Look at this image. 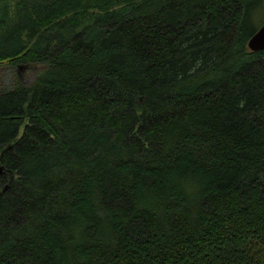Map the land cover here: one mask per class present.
I'll list each match as a JSON object with an SVG mask.
<instances>
[{"label":"trees","instance_id":"trees-1","mask_svg":"<svg viewBox=\"0 0 264 264\" xmlns=\"http://www.w3.org/2000/svg\"><path fill=\"white\" fill-rule=\"evenodd\" d=\"M261 8L0 0V264H264Z\"/></svg>","mask_w":264,"mask_h":264},{"label":"rangeland","instance_id":"rangeland-1","mask_svg":"<svg viewBox=\"0 0 264 264\" xmlns=\"http://www.w3.org/2000/svg\"><path fill=\"white\" fill-rule=\"evenodd\" d=\"M264 22V9H260L257 17L254 19L255 27H259ZM38 70L37 65H23L19 68L9 64L7 61L0 64V89L4 86H12L17 76L23 81H30Z\"/></svg>","mask_w":264,"mask_h":264},{"label":"water","instance_id":"water-1","mask_svg":"<svg viewBox=\"0 0 264 264\" xmlns=\"http://www.w3.org/2000/svg\"><path fill=\"white\" fill-rule=\"evenodd\" d=\"M248 47L252 51L264 50V22L250 37Z\"/></svg>","mask_w":264,"mask_h":264}]
</instances>
